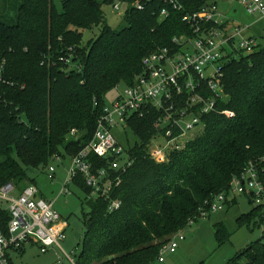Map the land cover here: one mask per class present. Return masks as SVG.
Masks as SVG:
<instances>
[{
  "label": "trees",
  "instance_id": "trees-1",
  "mask_svg": "<svg viewBox=\"0 0 264 264\" xmlns=\"http://www.w3.org/2000/svg\"><path fill=\"white\" fill-rule=\"evenodd\" d=\"M137 1L142 10L134 6ZM9 2L0 4V185L13 181L21 188L34 183L28 168L43 170L54 154L70 158L92 139L106 94L132 82L145 54L173 45L175 35H190L182 17L208 0H176L180 9L166 0H61L59 9L54 0ZM116 2L126 5V25L119 30L105 22L101 8ZM163 8L167 14L161 16ZM94 26L100 27L98 34L83 42V30ZM236 53L220 65L228 94L221 107L233 114L206 115L204 128L165 161L148 153L158 112L129 117L123 130L136 140L129 145L126 137L123 147L133 161L109 194L120 200L119 208L108 212L106 199H86L89 188L75 180L88 211L74 264L153 263L161 246L190 218L197 222L214 195L228 192L249 161L264 157V46ZM90 158L96 166L105 163ZM235 203L234 196L225 209ZM263 206L241 214L236 223L262 216ZM213 226L218 241L229 239L222 222ZM263 240L264 229L227 264H264Z\"/></svg>",
  "mask_w": 264,
  "mask_h": 264
},
{
  "label": "built area",
  "instance_id": "built-area-1",
  "mask_svg": "<svg viewBox=\"0 0 264 264\" xmlns=\"http://www.w3.org/2000/svg\"><path fill=\"white\" fill-rule=\"evenodd\" d=\"M234 1L249 14H257L264 22V0ZM166 2L173 9L181 8L176 0ZM121 6L123 4L120 2L111 5L118 13L122 10ZM134 6L139 10L143 8L139 1ZM166 14V8H163L161 16ZM182 20L191 29L190 35H175L173 45L145 54L141 60V70L132 82L114 87L118 95L110 104L103 105L92 139L70 157L64 193L69 191L66 188L68 183L74 184L76 179H80L90 190L86 199H106L108 212L120 207V200L110 198L109 194L118 185L133 158L112 131L115 128L124 129L131 116L142 117L145 111L158 112L155 117L157 132L151 136L148 153L155 161L163 162L170 151L179 150L204 128L206 115L233 114L231 110L221 107L226 103L228 94L221 83L220 65L223 60L236 57L238 51H251L261 45L258 36L244 34L248 25H234L231 19L222 18L215 2L184 15ZM64 60L70 61L69 58ZM91 154L105 163L96 166L90 158ZM59 157L54 154L51 159L57 160ZM261 161L264 162V157L260 158ZM260 162L249 161L231 179L228 192L214 195L209 208L201 210L197 218L224 210L226 202L237 195L247 194L256 205L264 204V166L259 170ZM43 171L49 180L54 178L52 164H47ZM193 222L195 219L190 218L188 225ZM67 226L68 222L54 209L51 200L41 195L34 183L21 188L13 181L1 183L0 264H12L9 251H18L26 244L35 243L42 253L58 247L74 264L73 258L60 245L66 238ZM184 237L181 231L172 235L159 249L156 261L163 262L165 253L175 252Z\"/></svg>",
  "mask_w": 264,
  "mask_h": 264
},
{
  "label": "rangeland",
  "instance_id": "rangeland-1",
  "mask_svg": "<svg viewBox=\"0 0 264 264\" xmlns=\"http://www.w3.org/2000/svg\"><path fill=\"white\" fill-rule=\"evenodd\" d=\"M13 2L15 0H10L9 3L12 4ZM60 2L61 0H54L58 9ZM209 2H215L222 18L231 19L234 25H250L244 34H255L258 36L257 39H259L260 44L264 46L263 20L259 19L257 14H249L241 4L234 0H208L207 3ZM124 6L126 7V5L120 7L122 10L119 13L111 5H102L101 7L105 22L115 30L126 25L121 16L123 9H125ZM6 9H8V5ZM99 28V26H94L91 30H83L82 41L85 42L97 35ZM117 95L118 92L112 89L106 94L105 103L110 104ZM112 132L125 147H128L127 140L129 145H132L136 140V137L128 129L115 128ZM49 163L54 166L55 176L53 179L49 180L47 173L41 167L28 168L26 170L27 177L29 180L34 179V184L42 196L46 200H51L54 209L68 222L65 231L66 238L60 245L63 251L73 258L78 253V244L84 234L82 216L88 211V206L86 203L81 204V200L85 193L72 183H68L66 186L69 191L63 192L67 177L66 170L70 164L68 156L65 159L62 156L57 160L49 159ZM235 199L236 203L231 205L229 209L209 212L206 217H199L197 222L195 221L181 229L186 243L182 241L175 252L165 253L163 262L155 260L151 264H227L231 258L245 250L251 242L261 237L264 229V210L262 216L246 225L236 223V219L241 214H245L256 204L244 195H237ZM262 208L264 209V206ZM216 222L223 223L226 231L230 234L229 239L217 240L213 226ZM8 253L12 264H72L69 258L67 259L65 254L56 246L52 250L49 249L42 253L36 243L26 244L21 250L9 251Z\"/></svg>",
  "mask_w": 264,
  "mask_h": 264
},
{
  "label": "crops",
  "instance_id": "crops-1",
  "mask_svg": "<svg viewBox=\"0 0 264 264\" xmlns=\"http://www.w3.org/2000/svg\"><path fill=\"white\" fill-rule=\"evenodd\" d=\"M263 24H264V22H263ZM248 27L250 28V25H248ZM228 29H230V26H228ZM250 35H252V36H256L255 34H250ZM257 35H259V34H257ZM54 176H55V175H54ZM41 195H42V194H41ZM208 214H209V213H208ZM208 214H207V215H208ZM185 240H186V239H185V237H184V239L181 240V242L184 241L183 243H186ZM181 242H179L178 247L180 246ZM178 247H177V248H178ZM52 248H54V247H52ZM52 248H51L50 250H52Z\"/></svg>",
  "mask_w": 264,
  "mask_h": 264
},
{
  "label": "water",
  "instance_id": "water-1",
  "mask_svg": "<svg viewBox=\"0 0 264 264\" xmlns=\"http://www.w3.org/2000/svg\"><path fill=\"white\" fill-rule=\"evenodd\" d=\"M124 13H125V10H123V11H122V13H121V16H123V15H124Z\"/></svg>",
  "mask_w": 264,
  "mask_h": 264
}]
</instances>
